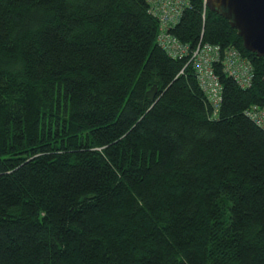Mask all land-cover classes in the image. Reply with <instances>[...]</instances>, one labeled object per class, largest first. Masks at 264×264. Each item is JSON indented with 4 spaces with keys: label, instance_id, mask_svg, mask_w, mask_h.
Instances as JSON below:
<instances>
[{
    "label": "trees",
    "instance_id": "16d2710c",
    "mask_svg": "<svg viewBox=\"0 0 264 264\" xmlns=\"http://www.w3.org/2000/svg\"><path fill=\"white\" fill-rule=\"evenodd\" d=\"M188 1L169 33L254 72L212 64L216 114L145 0H0V264H264V61Z\"/></svg>",
    "mask_w": 264,
    "mask_h": 264
},
{
    "label": "built area",
    "instance_id": "2783aa9c",
    "mask_svg": "<svg viewBox=\"0 0 264 264\" xmlns=\"http://www.w3.org/2000/svg\"><path fill=\"white\" fill-rule=\"evenodd\" d=\"M148 3V11L159 20V29L156 41L168 55L182 57L190 55L192 66L195 70L199 85L206 94L213 113L216 114L221 101V84L215 74L212 64L220 62L224 70L241 87H250L253 79L252 64L236 47L221 45L198 40L197 44L190 48L182 43L176 36L169 33L171 25L175 24L183 9L188 6V0H145ZM204 4L205 3V0ZM244 113L264 129V108L256 104L248 106Z\"/></svg>",
    "mask_w": 264,
    "mask_h": 264
},
{
    "label": "water",
    "instance_id": "95a60500",
    "mask_svg": "<svg viewBox=\"0 0 264 264\" xmlns=\"http://www.w3.org/2000/svg\"><path fill=\"white\" fill-rule=\"evenodd\" d=\"M205 3L210 10L220 13L229 21L245 50L264 61V0H205ZM155 93L156 85H153L146 93L150 101Z\"/></svg>",
    "mask_w": 264,
    "mask_h": 264
},
{
    "label": "bare ground",
    "instance_id": "6f19581e",
    "mask_svg": "<svg viewBox=\"0 0 264 264\" xmlns=\"http://www.w3.org/2000/svg\"><path fill=\"white\" fill-rule=\"evenodd\" d=\"M198 80V79H197ZM199 83V82H198Z\"/></svg>",
    "mask_w": 264,
    "mask_h": 264
}]
</instances>
